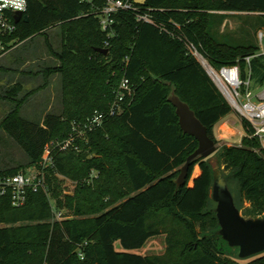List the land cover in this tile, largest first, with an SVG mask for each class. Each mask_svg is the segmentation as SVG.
I'll list each match as a JSON object with an SVG mask.
<instances>
[{
    "label": "trees",
    "instance_id": "16d2710c",
    "mask_svg": "<svg viewBox=\"0 0 264 264\" xmlns=\"http://www.w3.org/2000/svg\"><path fill=\"white\" fill-rule=\"evenodd\" d=\"M27 2L28 21L17 24L4 46L19 48L43 37L58 64L42 69L38 74L44 84L23 97L20 82L2 89L0 99L14 107L0 131L23 148L29 166L41 168L47 148L66 142L74 123L84 124L96 113L105 119L85 139L76 140L78 150L53 146V165L44 172L46 189L30 190L24 206L15 207L9 195L0 198V264H242L220 233L212 199L220 172L210 158L193 161L186 184L176 183L199 142L183 132L169 97L175 91L220 143L217 129L234 111L188 45L215 70L239 66L243 79L259 72L258 81L264 84L259 48L236 45L220 31L227 13L236 12L260 14L264 27V0H146L145 7L158 10L152 13L156 23L173 35L138 22L127 11L114 15L112 32L106 33L97 14L102 0ZM55 27L60 28L59 50L49 37ZM10 62L19 68L25 58L13 53ZM5 70L19 72L0 65ZM55 75L61 78V112L24 117V105L49 88ZM125 78L135 94L123 104L122 114L112 116ZM241 125V145L224 146L218 154L235 206L257 217L264 214V150L251 125L246 120ZM197 165L201 170L190 187ZM26 168L0 169V178ZM60 177L77 183L74 195L64 192ZM64 209L74 217L56 220L54 211ZM162 234L168 244L164 255L129 253ZM247 264H264V256Z\"/></svg>",
    "mask_w": 264,
    "mask_h": 264
},
{
    "label": "rangeland",
    "instance_id": "374dc122",
    "mask_svg": "<svg viewBox=\"0 0 264 264\" xmlns=\"http://www.w3.org/2000/svg\"><path fill=\"white\" fill-rule=\"evenodd\" d=\"M259 16L260 14L256 13H229L228 16H226L223 27H221L220 31L228 35V38L233 40L236 45L258 47L259 54L257 56H260L261 62L264 63V37L261 36V33L264 34V27L261 25ZM49 33L52 45L55 49L59 50L61 47L60 28H52ZM13 53L24 57L26 60L25 64H22L18 68L17 65H12L11 62L9 63V58H11V54ZM56 64H58V61L50 55L43 37H37L33 42H28L27 45L20 46L8 53L5 57L0 58L1 66L13 68L15 70H23V72L27 73L26 75L15 71L11 72L10 75L9 72L11 77L12 75L14 77L16 76L15 78H18L17 80H21L20 82L24 84V91L20 97H23L26 93L42 86L44 84V78L38 73L45 67L55 66ZM30 72H32L33 75L29 74ZM258 73L259 72H255L254 78L251 80V90L255 95L264 88V84L258 81ZM8 80L9 77H6L2 81L4 84H7ZM60 85V76H53L51 78L50 87L36 92L34 96L31 97L24 105L23 116L32 120L39 119L50 112L59 114L62 110ZM13 107L14 106L10 103L0 101V123L8 116ZM242 121V118L234 112L230 119L226 120L218 127L217 138L220 140V143L217 145L218 151L224 146L231 147L241 145L242 139L245 136V132L243 131L241 125ZM226 123L229 124L233 131L224 134L221 130L222 126ZM218 151L210 157V162L214 169L219 171L220 175L223 177V174H227V172H225V166L221 165L222 161L219 158ZM29 163L27 155L17 141L11 138L6 132L0 131V169L8 167L13 168L23 165L27 166V170H31L33 167L29 166ZM198 170H201L199 165L194 168L193 176L189 184L190 187L194 185V179L197 177L196 174ZM60 179L63 181L64 192L69 195H74L77 183L65 177H60ZM246 206L249 207V204H246ZM63 211L65 217H74L69 210L64 209ZM240 214L246 220L256 221L264 219V214L257 217L246 216L243 212H240ZM166 236V234H162L160 236L153 237L143 248L130 251L129 253L140 256H162L165 254L168 247ZM116 248L119 251L123 250L120 243L116 244ZM233 249V254H231V256L242 264L250 263L264 256V253H261L250 258L241 259L239 257V248Z\"/></svg>",
    "mask_w": 264,
    "mask_h": 264
},
{
    "label": "built area",
    "instance_id": "2783aa9c",
    "mask_svg": "<svg viewBox=\"0 0 264 264\" xmlns=\"http://www.w3.org/2000/svg\"><path fill=\"white\" fill-rule=\"evenodd\" d=\"M99 0H82L85 3L94 4ZM104 2L103 8L97 13L100 19V26L106 33L112 32L114 25V15L121 11L134 13L138 22H144L160 28L163 32L168 34L173 33L163 25H158L152 15L156 9L147 8L145 4H139L136 0H102ZM28 10L27 0H0V50L3 52L0 57L7 55L15 50L18 46L6 49L4 46V39L11 36L17 30V23L15 22V15L21 12L24 16ZM163 11V10H161ZM178 28L179 25L175 24ZM264 37V34L261 33ZM190 51L201 61V58L206 60L193 45H188ZM250 57L247 58L249 63ZM207 61V60H206ZM210 65V64H209ZM211 66V65H210ZM212 67V66H211ZM213 68V67H212ZM214 69V68H213ZM208 70V69H207ZM215 70V69H214ZM217 71V70H215ZM224 75L225 73L235 72V79L230 81L226 79L230 91L232 93L233 101L230 102L218 84L215 82L211 72L208 74L233 108V111L238 114L242 120H246L253 129V137L259 139L261 147L264 150V88L256 95L251 90V73L248 77L243 79L239 66L224 67L217 71ZM135 90L128 79H123L117 92V99L110 110V115H120L124 111L123 104L129 97H133ZM105 115L96 113L91 119L84 124H73V134L64 143L53 142L46 150L41 168L33 167L31 170L20 172L14 176L0 178V198L9 195L15 207H21L26 204L28 192L30 190L37 192L40 189H46V182L44 178L45 169L53 165L52 148L59 147L61 150H66L75 145L77 139H85L89 132L102 126ZM55 218L58 221L64 220L67 217L64 211L55 210Z\"/></svg>",
    "mask_w": 264,
    "mask_h": 264
},
{
    "label": "water",
    "instance_id": "95a60500",
    "mask_svg": "<svg viewBox=\"0 0 264 264\" xmlns=\"http://www.w3.org/2000/svg\"><path fill=\"white\" fill-rule=\"evenodd\" d=\"M136 1L139 4H146V0ZM22 20L28 21V17L18 12L15 15V22L18 24ZM99 52L107 54L108 50H99ZM200 63L208 73L206 66L201 61ZM169 102L176 108L183 132L193 136L199 142L197 151L189 156L176 180L178 186H184L187 182L191 163L198 158H210L218 151V147L195 112L191 110L188 104L181 101L175 91L171 93ZM212 199L217 203L220 233L230 247L239 248V257L246 259L264 253V219L246 220L241 216L240 211L235 206L228 184L221 175L217 177L214 183Z\"/></svg>",
    "mask_w": 264,
    "mask_h": 264
},
{
    "label": "bare ground",
    "instance_id": "6f19581e",
    "mask_svg": "<svg viewBox=\"0 0 264 264\" xmlns=\"http://www.w3.org/2000/svg\"><path fill=\"white\" fill-rule=\"evenodd\" d=\"M201 62L206 66V68L211 72V75L213 76L215 82L218 84V86L220 87V89L223 91V93L226 95V97L228 98V100L230 102L233 101V97H232V93L230 91V88L228 86V84L226 83V79L233 81L235 79V72H229V73H225L224 75L218 73L217 71H215L210 65L209 63L204 60L203 58H201ZM222 133L227 134L231 131H233V129L229 126L228 123L224 124L222 126Z\"/></svg>",
    "mask_w": 264,
    "mask_h": 264
},
{
    "label": "crops",
    "instance_id": "0c3cea01",
    "mask_svg": "<svg viewBox=\"0 0 264 264\" xmlns=\"http://www.w3.org/2000/svg\"><path fill=\"white\" fill-rule=\"evenodd\" d=\"M217 13H219V14H226V13H224V12H217ZM227 14H229V13H227ZM8 55V54H7ZM6 56V55H5ZM5 56H3V57H5ZM0 58H2V57H0ZM9 58V57H8ZM25 62H26V60H25ZM25 62H24V64H25ZM9 72H10V75H11V71H9V70H5V71H0V91L1 92H3L2 91V89L3 88H9V87H13L15 84H17V83H19L20 81H18L13 75H12V77L9 75ZM19 73H21V74H26L27 75V73L26 72H23V70H19ZM6 77H9V79H11V81L10 82H8L7 84H4L3 83V79L4 78H6ZM18 77V76H17ZM20 83H22V82H20ZM23 86H24V84H23ZM50 87V86H49ZM0 96H1V93H0ZM0 101H5L6 103H8L6 100H2V99H0Z\"/></svg>",
    "mask_w": 264,
    "mask_h": 264
}]
</instances>
